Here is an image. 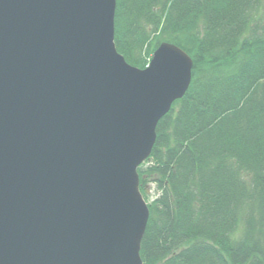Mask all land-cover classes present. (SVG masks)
I'll list each match as a JSON object with an SVG mask.
<instances>
[{
  "label": "water",
  "instance_id": "95a60500",
  "mask_svg": "<svg viewBox=\"0 0 264 264\" xmlns=\"http://www.w3.org/2000/svg\"><path fill=\"white\" fill-rule=\"evenodd\" d=\"M116 0H0V264H144L139 165L192 81L115 43Z\"/></svg>",
  "mask_w": 264,
  "mask_h": 264
},
{
  "label": "trees",
  "instance_id": "16d2710c",
  "mask_svg": "<svg viewBox=\"0 0 264 264\" xmlns=\"http://www.w3.org/2000/svg\"><path fill=\"white\" fill-rule=\"evenodd\" d=\"M116 1L129 63L163 41L194 62L138 167L144 264H264V0Z\"/></svg>",
  "mask_w": 264,
  "mask_h": 264
},
{
  "label": "rangeland",
  "instance_id": "374dc122",
  "mask_svg": "<svg viewBox=\"0 0 264 264\" xmlns=\"http://www.w3.org/2000/svg\"><path fill=\"white\" fill-rule=\"evenodd\" d=\"M192 82V81H191ZM189 89V88H188ZM188 91V90H187ZM186 94V93H185Z\"/></svg>",
  "mask_w": 264,
  "mask_h": 264
}]
</instances>
